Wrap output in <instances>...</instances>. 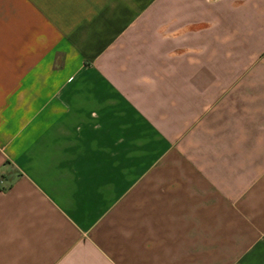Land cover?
Here are the masks:
<instances>
[{
  "label": "crops",
  "instance_id": "0c3cea01",
  "mask_svg": "<svg viewBox=\"0 0 264 264\" xmlns=\"http://www.w3.org/2000/svg\"><path fill=\"white\" fill-rule=\"evenodd\" d=\"M0 264H264V0H0Z\"/></svg>",
  "mask_w": 264,
  "mask_h": 264
}]
</instances>
